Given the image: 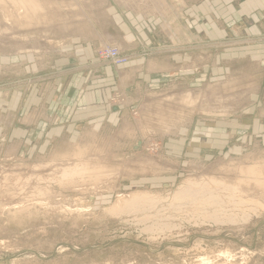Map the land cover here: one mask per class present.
<instances>
[{
    "label": "rangeland",
    "instance_id": "1",
    "mask_svg": "<svg viewBox=\"0 0 264 264\" xmlns=\"http://www.w3.org/2000/svg\"><path fill=\"white\" fill-rule=\"evenodd\" d=\"M42 1L51 9L21 25L6 15L12 1L0 4V264H264V192L221 185L211 197L207 186L195 197L187 187L235 182L246 165L264 177V86L243 79V67L264 78L262 41L239 46L222 29L208 39L221 0ZM109 46L128 60H103ZM109 64L123 77L134 64L139 86L126 93L132 80L121 82L106 117L74 124L48 102L67 95L74 74ZM192 73L201 85L180 84ZM188 92L194 103L183 102ZM82 163L104 172L63 179ZM136 192L144 197L123 205Z\"/></svg>",
    "mask_w": 264,
    "mask_h": 264
},
{
    "label": "crops",
    "instance_id": "2",
    "mask_svg": "<svg viewBox=\"0 0 264 264\" xmlns=\"http://www.w3.org/2000/svg\"><path fill=\"white\" fill-rule=\"evenodd\" d=\"M221 2L222 4L211 3V16L208 19V22L210 23V29L207 30L209 33L205 31L207 33L206 37L208 39L211 41L220 40L222 37L218 36V31L222 29V32L225 35L224 38H227L228 42L232 41L239 46L245 45L249 40L252 39H259L264 44V0H221ZM190 13L193 15L195 22L200 20L202 21V17H206V14H204L202 9L199 8H195ZM205 32L194 31V35L197 34L198 36H202V34ZM128 37H130V34H127L126 38L129 39ZM194 38L196 37L194 36ZM138 39L141 42L143 41V39L140 37ZM215 52L216 54L219 53L212 50V59L215 55ZM235 56L236 54L234 52L231 53V51L228 49V53L226 54V66H224L227 71L231 70L232 72H235ZM180 57L183 58V56L180 55L176 57L170 56V60H179ZM245 58L248 63L252 60L251 57ZM217 60L218 58H214V62L211 67V82L218 78H215V75H218L220 68ZM243 64L245 65V63ZM257 64H259L260 68H264V60ZM244 68L245 67H243L244 82H251V80H253L255 84L264 86V78L261 75L258 74V76H249L248 74L246 76L247 73H245ZM121 69L122 68L118 69L115 66L109 64L107 67L101 68V71L98 73H92V71H90V73H87V76L74 74L71 79H68V91H66L67 95H62L61 97H49L48 102L54 103L56 110L58 109V114L60 110L66 109V113L70 115L69 120H71L74 124H77L76 122L78 121L95 122L93 119L103 116L106 117L108 115L107 112L110 109V97L112 92L115 90L118 91L117 89H120L121 82L125 83V80L128 82L132 80L131 86L126 85L124 88V92L126 93L132 92V86H139V82H135L136 85L133 84V82L136 81L139 76L137 73L139 69L134 66V64H132L131 67H127L125 69L126 71L131 72L130 74L126 72L128 76L123 77ZM171 69V65H167L162 69L164 73L160 75H163V78H165L167 72H172ZM154 70L155 69H152L150 72L146 70L147 75H151V79L154 78V76H152V73H155L152 72ZM135 72L136 74L134 75ZM157 76L159 77V74H157ZM186 76L189 77H185V75H179L180 80L184 79L183 81H180V84L201 85V82L203 81V76L201 73L198 75L192 73ZM168 79H172L171 74H169ZM70 93L72 94L69 95ZM135 103H137V100L132 101V104ZM196 141H199V139Z\"/></svg>",
    "mask_w": 264,
    "mask_h": 264
},
{
    "label": "bare ground",
    "instance_id": "3",
    "mask_svg": "<svg viewBox=\"0 0 264 264\" xmlns=\"http://www.w3.org/2000/svg\"><path fill=\"white\" fill-rule=\"evenodd\" d=\"M3 0H0V4ZM13 3V8H11L6 14L14 25L21 24H30L33 21H39L42 19L43 11H49L50 2L45 3L42 0H11ZM46 10V11H45ZM55 11V10H54ZM46 15V14H45ZM3 24V23H1ZM8 25V24H7ZM16 27V26H15ZM183 102L185 103H194V95L190 92L183 95ZM103 167H93L89 164H80L75 165L72 168H66L63 170L62 177L65 180H72L73 176L84 175L86 173H94L96 177L101 175ZM239 169V170H238ZM240 174H244V177H238L235 182H228L226 179L220 180L217 178H209L208 181L202 180L200 182L196 180H187L188 191L195 197L198 196V193L201 189L208 186V192L214 194L211 197H215V192L217 188L214 186H229L231 188V193H257L261 190V193L264 192V177L262 176L263 170L259 165H246L238 167ZM99 179V178H97ZM183 190V189H182ZM144 196L141 193H133L131 197L121 198L123 205H132L135 201L143 198ZM217 201V200H216Z\"/></svg>",
    "mask_w": 264,
    "mask_h": 264
},
{
    "label": "built area",
    "instance_id": "4",
    "mask_svg": "<svg viewBox=\"0 0 264 264\" xmlns=\"http://www.w3.org/2000/svg\"><path fill=\"white\" fill-rule=\"evenodd\" d=\"M100 55L103 60H106L107 62H110L113 65H120L128 60L127 56L123 55L117 47L109 46L103 48Z\"/></svg>",
    "mask_w": 264,
    "mask_h": 264
}]
</instances>
